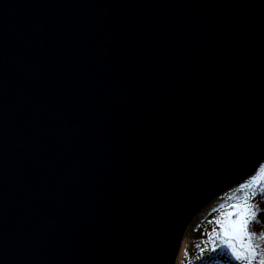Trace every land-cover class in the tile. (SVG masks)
<instances>
[{"label":"water","instance_id":"95a60500","mask_svg":"<svg viewBox=\"0 0 264 264\" xmlns=\"http://www.w3.org/2000/svg\"><path fill=\"white\" fill-rule=\"evenodd\" d=\"M264 163V0H0V264H178Z\"/></svg>","mask_w":264,"mask_h":264},{"label":"rangeland","instance_id":"374dc122","mask_svg":"<svg viewBox=\"0 0 264 264\" xmlns=\"http://www.w3.org/2000/svg\"><path fill=\"white\" fill-rule=\"evenodd\" d=\"M259 170H264V163L262 164ZM254 176L255 175L245 180V182L240 184L237 188L231 189L224 193L222 196L215 199L208 207H206L196 216V218L192 222V225L187 230L186 238L188 240L186 241L185 238L181 254L178 260V264H182L185 261L189 248H191L194 253L198 250V245L206 246L207 244L213 245L215 247L219 245L220 247H224L227 251L228 249L236 251L240 255L242 261L241 263L239 261V263H237L235 260H231L232 264H257L258 260L261 264H264V256L261 255L259 259V244H257V240L255 237L257 232L259 231V227H255V225H253V222L250 221V217L252 218V216L249 214V212H251V208L250 205L247 203V197L244 194L247 190L242 193L244 196L243 202H238L237 200L235 202H231L232 204H227L226 202V205L223 208H220L221 217L219 219V222L216 223L217 226L213 229V232L211 233L208 239H203L202 241L198 242V245H196V241L191 239L193 235H190L194 226L199 221H201L205 217V215L210 213L213 209L223 206L224 200H228V198L230 197H235V195L238 193L237 191H239L240 189L242 190L243 186L245 187V184L247 182L253 180ZM248 189L251 190V188ZM225 195L228 196L226 197ZM244 202L246 203V205L244 204ZM237 209H239V212H237ZM229 213H236V215L230 217ZM240 213L246 214L245 218L248 221L246 231H241L239 227H234L232 224V222L236 220L237 215H239ZM225 231H227L229 235H225ZM260 231L263 232L264 227L263 229L262 227H260ZM189 235L190 237H188ZM238 236H242L243 239L238 241ZM248 258L249 261H247Z\"/></svg>","mask_w":264,"mask_h":264},{"label":"trees","instance_id":"16d2710c","mask_svg":"<svg viewBox=\"0 0 264 264\" xmlns=\"http://www.w3.org/2000/svg\"><path fill=\"white\" fill-rule=\"evenodd\" d=\"M248 188H251V190ZM244 191H246L244 194L247 197V203L251 208V212H249V214L252 216V218L249 216L251 219L250 221L253 222L255 227H259V231L257 232L256 236L253 235L256 237L257 244H259V259L261 255L264 256V231H260V227H262V229L264 227V170H259L254 176L253 180L247 182L245 187L243 186L242 190L240 189L237 191L238 193L235 195V197H230L228 200H224V205L221 204L223 206L213 209L194 226L190 235H193L191 239L196 241V245H198L199 241L208 239L213 232V229L217 226L216 223L219 222L221 217L220 208H223L226 205V202L227 204L235 202L236 200L238 202H243L244 196L242 193ZM225 196L227 197L228 195ZM244 204L246 205L245 202ZM190 235L188 237H190ZM187 240L188 239L186 238V241ZM198 246V252L195 251L194 253L192 249L189 248L187 257L182 264H232L231 260H235L237 263H241L242 261L240 255L234 250L228 249L227 251L224 247H220L219 245L217 247L209 244L206 246ZM247 261H249V258ZM257 264H261L259 260Z\"/></svg>","mask_w":264,"mask_h":264},{"label":"snow or ice","instance_id":"6c2138e0","mask_svg":"<svg viewBox=\"0 0 264 264\" xmlns=\"http://www.w3.org/2000/svg\"><path fill=\"white\" fill-rule=\"evenodd\" d=\"M237 212H239V209H237ZM233 215H236V213H229L230 217ZM245 216H246L245 213H240L239 215H237L236 220L232 222L233 226L239 227L241 229V231H246L248 221L246 220ZM225 235H229V233L227 231H225ZM242 239H243L242 236L237 237L238 241H240Z\"/></svg>","mask_w":264,"mask_h":264},{"label":"bare ground","instance_id":"6f19581e","mask_svg":"<svg viewBox=\"0 0 264 264\" xmlns=\"http://www.w3.org/2000/svg\"><path fill=\"white\" fill-rule=\"evenodd\" d=\"M261 166H262V165H261ZM261 166H260V167H261ZM236 188H237V187H236Z\"/></svg>","mask_w":264,"mask_h":264}]
</instances>
